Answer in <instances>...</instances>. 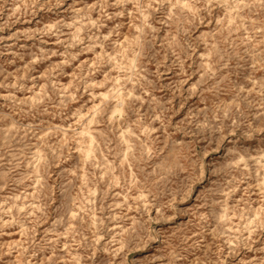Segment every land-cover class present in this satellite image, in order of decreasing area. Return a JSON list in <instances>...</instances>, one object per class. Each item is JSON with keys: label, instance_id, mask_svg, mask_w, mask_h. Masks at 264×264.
I'll use <instances>...</instances> for the list:
<instances>
[{"label": "rangeland", "instance_id": "rangeland-1", "mask_svg": "<svg viewBox=\"0 0 264 264\" xmlns=\"http://www.w3.org/2000/svg\"><path fill=\"white\" fill-rule=\"evenodd\" d=\"M262 166L264 0H0V264H264Z\"/></svg>", "mask_w": 264, "mask_h": 264}, {"label": "clouds", "instance_id": "clouds-1", "mask_svg": "<svg viewBox=\"0 0 264 264\" xmlns=\"http://www.w3.org/2000/svg\"><path fill=\"white\" fill-rule=\"evenodd\" d=\"M223 67H225V68H226V67H227V64H224V65H223Z\"/></svg>", "mask_w": 264, "mask_h": 264}, {"label": "bare ground", "instance_id": "bare-ground-1", "mask_svg": "<svg viewBox=\"0 0 264 264\" xmlns=\"http://www.w3.org/2000/svg\"><path fill=\"white\" fill-rule=\"evenodd\" d=\"M119 94V93H118ZM263 167V169H264V166H262ZM263 179V178H262Z\"/></svg>", "mask_w": 264, "mask_h": 264}]
</instances>
